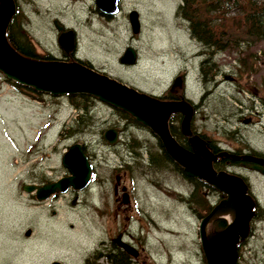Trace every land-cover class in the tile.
Masks as SVG:
<instances>
[{"label": "rangeland", "instance_id": "1", "mask_svg": "<svg viewBox=\"0 0 264 264\" xmlns=\"http://www.w3.org/2000/svg\"><path fill=\"white\" fill-rule=\"evenodd\" d=\"M19 3V21L32 42L39 45L40 54L57 47L53 21L60 20L65 27L77 32L84 61L148 94L158 95L170 83L173 72H167L169 65L178 60L191 61L200 51L177 13L181 0H123L122 12L113 22L99 18L94 12L96 0H19ZM134 10L139 12L142 24L137 35L132 32L127 17ZM128 48L138 55L135 66L120 63ZM260 66L259 73L247 74L249 79L244 82L263 86L264 66L262 63ZM1 81L2 77L0 264H52L55 261L84 264L101 240H108L113 232L116 235L127 230L145 248L147 264H206L199 237L202 218L188 214L187 203L186 207L177 204L175 199L161 192L166 189L162 187L164 184L181 195L184 192L185 197L192 191L191 186H184L176 175L177 179L171 181V169L159 177L145 171L139 179L133 180L134 184L130 181L126 192L129 203L130 198L133 203L121 202L123 208L118 209L114 196L116 181L106 180L112 168L120 164L121 154L125 157L126 153H116L103 134L124 124L110 105L96 102L92 111L94 123L88 121L85 131L79 135L60 139L63 128L76 115L68 97H51L39 102ZM189 86L190 97L199 98L203 87L195 71L191 72ZM128 130H133L140 139L153 141V134L148 130L133 127ZM75 143L92 148V164L98 178H94L89 191L79 193L78 199L69 195L53 206L50 204L46 210H33L30 194L23 191V187L31 184L35 176L60 178L69 174L62 159ZM255 183L260 197L257 207L264 209V179L259 175ZM122 193L124 196V189ZM53 211L57 214L53 215ZM113 214L118 215L112 220ZM255 219L251 224L253 234L239 247L237 264H264V220ZM29 229L34 230L33 234L26 237Z\"/></svg>", "mask_w": 264, "mask_h": 264}, {"label": "flooded vegetation", "instance_id": "2", "mask_svg": "<svg viewBox=\"0 0 264 264\" xmlns=\"http://www.w3.org/2000/svg\"><path fill=\"white\" fill-rule=\"evenodd\" d=\"M15 3L18 12L21 5L19 0H15ZM94 12L99 18L113 22L121 14L122 7L120 14L117 16L106 15L102 13L98 7ZM130 13L127 16L129 23ZM53 25L56 29L57 47L48 48V50L46 48L47 53L51 56L53 61L69 63L80 62L93 65L89 61H84L80 56L81 45L77 32L74 30L75 48L73 51L67 52L65 49L61 48L59 37L62 33L68 32L71 29L65 27L60 20H54ZM59 27L63 28V30L59 31ZM35 46L37 49L39 45L35 44ZM121 58L120 63L122 64ZM261 63L264 66V62ZM122 65L127 66L124 64ZM168 67L169 71L167 72H173L171 81L166 88H163L160 93L156 95L157 98L165 103L188 102L192 107V118L189 122L191 134L187 135L184 133L185 113L177 112L170 117L168 122L172 136L181 147L190 152H195L191 139L199 138L206 148L217 158V160L213 162L214 167L219 172L240 178L248 187V194L253 197L258 205L260 197L255 190V179L258 178L259 175L264 179V85L259 87L242 81L247 78V74L240 65L239 57L233 53L199 51L194 57H191V61L184 60V62L181 63V61L178 60L176 64H171ZM102 71L107 73L104 70ZM192 71L197 73L198 81L203 87L201 96L196 99L190 97L189 82ZM242 72H244L245 75H241ZM212 73H214V76H211ZM210 78L212 80L211 82H209ZM51 97V95H44L43 100L39 102H46L47 98L49 99ZM115 129H117L118 134L116 142L111 145L112 149L116 151V153H120V151H125V153H127L125 147L127 141L124 138L127 132L121 127H115ZM129 134H134V132ZM155 137L161 154V158L157 157V162L159 161L166 164L170 160V162L172 161L171 164L173 168L180 165L168 154L162 140L157 136ZM83 146L85 154L92 163L94 159L92 148L88 144H83ZM128 156L127 158L122 156L121 160L125 163L134 160V155L132 156L129 153ZM117 175L121 176L117 178L115 183L114 196L118 209H122L123 207L120 203L124 202L125 199V195L123 196L122 192L123 189H129L128 183L130 184L131 180L129 179L128 173L125 171ZM67 176H69L67 173L61 175L60 178H48L45 175L35 176L32 181H30V185L44 186ZM172 176V181L177 179L175 178L174 172H172ZM102 181L104 182L105 180ZM163 186H166V189L161 191L163 194L169 196L173 201L175 199L177 204L181 203L185 207L187 206L186 202L183 200L184 198H177L180 194L179 192L169 187L168 184H164L162 187ZM89 190L90 188L87 189V191ZM79 193L80 192L70 189L67 193L53 196L44 202H40L35 193L30 194L29 197L33 210L42 211L48 209V206H53L55 202L66 199L69 195L75 196L78 199V196L83 194L82 192ZM189 194L187 197L190 196ZM209 194V189L204 192L206 197L210 196ZM218 198H220V201H224L227 199V196L220 193ZM132 203L133 199L130 198L129 204L132 205ZM188 207L190 208V210L187 211L188 214H193L200 218L197 215L198 213H195L189 204ZM143 213L154 214V212L150 211H144ZM56 214L57 212L53 211V215ZM116 215L118 214L112 215V220ZM29 230H32V233L34 231L33 229ZM92 253L87 256L84 264H147L145 248L142 247L141 242L135 241L130 230L116 235L113 232L111 238H108L106 241L101 240L98 248L94 251V254L96 253L95 257L88 262L87 259Z\"/></svg>", "mask_w": 264, "mask_h": 264}, {"label": "water", "instance_id": "3", "mask_svg": "<svg viewBox=\"0 0 264 264\" xmlns=\"http://www.w3.org/2000/svg\"><path fill=\"white\" fill-rule=\"evenodd\" d=\"M121 1L96 0V4L102 13L116 16L120 13ZM16 12L15 0H0V72L10 80L45 94L95 96L114 108L130 113L138 122L148 127L162 140L168 154L184 168L187 176L200 179L227 196V199L218 204L202 220L200 242L207 264H237L238 247L251 233V224L256 215V202L248 194V187L240 178L215 170L213 162L217 158L199 138L191 139L195 152H190L181 147L172 137L168 122L177 112L185 113L184 133L191 134L189 122L192 118V107L190 104L184 101L161 102L155 96L143 93L80 62H41L23 57L12 47L7 37ZM130 24L134 34L141 32L139 12L130 13ZM62 30L63 28L59 27V31ZM59 43L67 52L73 51L76 45L75 32L70 30L62 33ZM121 62L125 65L136 64V52L129 48ZM117 134L116 130H108L104 134V139L113 144L117 140ZM62 165L68 170L69 176L44 186L25 185L23 191L28 194L35 193L37 199L43 202L53 196L65 194L70 189L77 192L84 191L91 185L94 175L93 165L81 143H75L69 148L63 156ZM124 203H129L128 194H125ZM224 209L233 210L234 218L228 219V226L223 231L209 236L208 226L217 218H225L216 215ZM25 236L31 237L32 230H28ZM52 264L63 263L55 261Z\"/></svg>", "mask_w": 264, "mask_h": 264}, {"label": "trees", "instance_id": "4", "mask_svg": "<svg viewBox=\"0 0 264 264\" xmlns=\"http://www.w3.org/2000/svg\"><path fill=\"white\" fill-rule=\"evenodd\" d=\"M177 13L180 19L187 25L191 38L200 46V51L236 54L246 74L252 75L259 73L258 71L261 68L260 64L264 62V0H181ZM20 14L21 8L14 16L7 32V37L12 47L27 59L42 62L53 61L48 53L42 55L37 51L30 35L23 29L19 21ZM85 65L92 68L91 64ZM245 73L242 72L241 75H245ZM211 76H214V73ZM0 77H2L1 83L11 86L14 90L32 99L43 100L44 93L10 80L2 73H0ZM211 81L210 78L209 82ZM68 98L76 111V115L71 123L65 125L60 133V139L79 135V133L85 131L88 121H92L93 119V107L96 102L100 101L99 98L88 94L68 96ZM112 108L124 124L123 126L118 124L115 127H121L127 132L126 137H124L127 141L125 158L129 157L128 155L130 153L132 156L134 155V160L129 163L121 160L118 166L112 168L110 171L111 175L106 181L109 182L110 178L113 182L117 181L115 176L125 171L133 183V180L139 179L140 174H144L145 171L154 173L155 176L159 177L162 176L159 174L167 173L171 169L174 175L179 177L182 183L185 184L184 186L189 185L193 189L189 197H185L184 192L182 195L180 193V199L184 198L183 200L187 204L193 205L195 213H198L197 215L200 218L203 219L210 214L217 203L219 204L221 202L218 197V200L217 198L214 199V196L216 197L220 193L206 182L187 176L182 166L177 165L173 168L172 161L170 162V160L166 164L157 162V157L161 158V154L155 135L153 134V141L150 142L147 139H140L135 134H129L133 131L128 130V128L132 127L134 130H150L138 122L130 113L118 108ZM94 174L97 179L98 173L94 171ZM170 179L172 181V178ZM154 181L158 184L157 180ZM208 189L210 196L206 197L204 192ZM215 201L218 202L214 203ZM199 210L200 212H198ZM255 218L256 221L264 220V209H260L258 206L256 208ZM227 226V220L223 218L215 219L209 226V234L223 231ZM253 231L254 229L252 228L251 234H253ZM94 257L95 254H92L87 261L89 262ZM203 259L206 263L204 255Z\"/></svg>", "mask_w": 264, "mask_h": 264}, {"label": "bare ground", "instance_id": "5", "mask_svg": "<svg viewBox=\"0 0 264 264\" xmlns=\"http://www.w3.org/2000/svg\"><path fill=\"white\" fill-rule=\"evenodd\" d=\"M170 133H171V131H170ZM180 202H182V201H180ZM216 215L217 216H223V217H225V218H227L229 220H232L234 218V216H235V212L233 210H225L224 209V210H220Z\"/></svg>", "mask_w": 264, "mask_h": 264}]
</instances>
